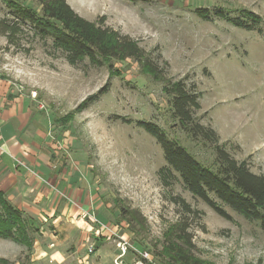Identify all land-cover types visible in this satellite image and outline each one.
Masks as SVG:
<instances>
[{"label": "rangeland", "instance_id": "374dc122", "mask_svg": "<svg viewBox=\"0 0 264 264\" xmlns=\"http://www.w3.org/2000/svg\"><path fill=\"white\" fill-rule=\"evenodd\" d=\"M18 1L41 10L37 0ZM67 2L84 18L97 22L104 17L107 26L138 40L163 68L168 63L167 77L195 84L201 93L202 108L197 111L201 122L212 125L235 158L247 159L252 171L264 173V0ZM201 8L211 13L210 19L196 13ZM243 8L261 16L262 34L216 15L223 9L238 16ZM13 16L0 0V20ZM17 39V45H10L0 35V78L20 85V93L34 96L35 104L47 113L50 144L45 149L53 158L62 152L71 176H79L74 187L85 197L80 202L94 206L102 222L88 219L91 229L75 225L81 232L82 244L77 247L78 236L67 239L69 222L43 221L67 253L80 249L76 264H101L96 256L99 244L107 246L106 258L111 254L112 264H164L167 260L161 253L165 254L169 240L179 242L176 224L182 220L190 225L191 254L201 264H264V231L259 222L227 206L231 219L224 218L181 182L163 184L159 175L166 165L163 150L137 126L138 120L158 123L199 160L211 164L214 159L210 148L177 126L163 82L133 58L113 59L102 66L85 59L73 65L65 53L53 48L51 38L41 40L25 28ZM103 88L106 91L68 124L57 122ZM177 197L196 213L185 212L174 201ZM6 242L0 253L9 255V264L29 261L33 249ZM124 243L126 253L120 248Z\"/></svg>", "mask_w": 264, "mask_h": 264}, {"label": "trees", "instance_id": "16d2710c", "mask_svg": "<svg viewBox=\"0 0 264 264\" xmlns=\"http://www.w3.org/2000/svg\"><path fill=\"white\" fill-rule=\"evenodd\" d=\"M2 1L14 14L12 18L0 20V35L6 36L10 45H17L18 34L28 28L41 40L51 38L53 48L65 53L73 65L85 59H89L93 65L102 66L113 59L133 58L146 73L163 82V91L169 98V109L177 126L193 141L210 148L214 155L213 162L207 164L177 139L170 137L158 123L138 120L137 126L154 137L163 150L166 165L159 170L163 184L169 187L179 181L194 197L202 199L220 216L231 219L225 206L230 207L246 219L259 222L264 231V173L252 171L247 159L235 158L212 125L201 122L197 115V111L202 108L201 93L195 84L188 85L185 79L173 80L167 77L166 61L163 68L138 40L107 26L104 17L97 22L84 18L67 0H37L40 11L18 0ZM196 13L202 19L211 17L206 9H197ZM216 15L237 27L263 33L261 16L249 9H240L239 15L234 17L223 9ZM105 89L88 96L76 107L74 113L58 118L57 122L68 124L76 112L88 108ZM174 201L185 212L196 213L185 199L177 197ZM130 216L137 221L135 214L131 213ZM189 229L190 225L184 220L176 224L178 234L175 238L179 242L169 240L165 254L161 253L167 260L164 264H201L191 254L194 244ZM36 232L39 229L29 217L0 190V238L10 239L32 249ZM0 264L9 262L2 258Z\"/></svg>", "mask_w": 264, "mask_h": 264}, {"label": "crops", "instance_id": "0c3cea01", "mask_svg": "<svg viewBox=\"0 0 264 264\" xmlns=\"http://www.w3.org/2000/svg\"><path fill=\"white\" fill-rule=\"evenodd\" d=\"M19 87L0 78V190L39 229L26 264H76L75 254L79 255L80 249L67 253L57 236L43 223L48 220L54 225L69 222L67 239L78 236V247L82 244L81 232L75 225L91 229L93 226L88 219L94 222V216L102 222L94 206L80 202L85 197L81 196L79 187H74L79 176H71L70 163L63 162L62 152H55L53 158L45 149L50 144L46 132L48 115L42 112L41 105L35 104L34 96L20 93ZM7 240L10 239L0 238V245L6 246ZM18 245L16 247H21ZM106 247L99 244L96 256L102 260L101 264H112L109 263L111 254L106 258L109 253ZM8 257L0 253V259L10 260ZM15 264L21 263L16 261Z\"/></svg>", "mask_w": 264, "mask_h": 264}, {"label": "built area", "instance_id": "2783aa9c", "mask_svg": "<svg viewBox=\"0 0 264 264\" xmlns=\"http://www.w3.org/2000/svg\"><path fill=\"white\" fill-rule=\"evenodd\" d=\"M93 221H94V222H98V220H97V218H96L95 216L93 217ZM120 248L122 249V251H123L124 253H126V250H127L126 243H124L123 246L120 245ZM144 255H145V256H148V253H145Z\"/></svg>", "mask_w": 264, "mask_h": 264}]
</instances>
